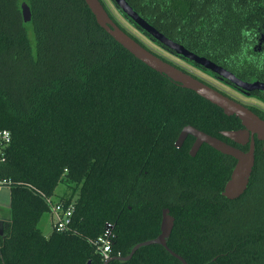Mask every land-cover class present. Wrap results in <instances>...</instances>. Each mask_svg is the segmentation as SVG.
<instances>
[{
  "label": "trees",
  "instance_id": "obj_1",
  "mask_svg": "<svg viewBox=\"0 0 264 264\" xmlns=\"http://www.w3.org/2000/svg\"><path fill=\"white\" fill-rule=\"evenodd\" d=\"M100 1L129 36L198 78L148 47ZM127 2L165 36L228 71L249 62L242 42L257 19L252 0ZM187 126L249 150L221 135L243 128L236 116L136 59L98 25L85 0H0V130L13 138L0 166L12 192L0 264H104L95 241L107 222L116 234L109 264H182L160 245L128 262L114 259L157 238L166 208L175 218L168 247L188 264H264L263 143L256 139L247 191L228 200L222 192L236 160L206 144L192 157V136L176 148ZM60 185L68 194L59 202L74 207L72 231L47 237L40 222Z\"/></svg>",
  "mask_w": 264,
  "mask_h": 264
},
{
  "label": "water",
  "instance_id": "obj_2",
  "mask_svg": "<svg viewBox=\"0 0 264 264\" xmlns=\"http://www.w3.org/2000/svg\"><path fill=\"white\" fill-rule=\"evenodd\" d=\"M112 1L117 9L121 11V14L126 16L142 32L146 33L151 41L164 51L177 58L184 59L194 67H200L216 75V77L221 80L230 82L238 89L248 92L260 91L264 93V83L259 81H254L252 83L245 82L227 69H224L205 57L195 54L187 49L185 45L177 43L165 36L162 32L142 18L127 2V0ZM85 2L94 14L98 25L136 59L143 62L154 71L167 76L183 88L195 92L200 97L209 101L213 105H216L223 110L225 115L229 117L236 116L241 121L243 129L223 131L221 135L237 145H249V150L246 152L192 126H187L182 130L175 144V147L180 149L184 145L187 138L192 136L195 138V142L190 150V155L192 157H195L201 147L206 144L216 151L234 158L236 160V165L231 178L225 185L222 195L228 200H237L241 198L248 189L255 166L256 139L263 143L264 151V120L245 105L229 98L209 84L199 80L168 61H165L161 57L143 47L112 20L100 0H85ZM22 14L24 22L27 25H30L32 14L27 4L22 5ZM174 226L175 218L171 215L170 209H164L162 212L160 235L153 240L137 244L128 256L114 259L122 262H128L141 248L151 245H160L182 264H188L182 256L168 247L167 242L172 234ZM3 233L4 229L2 228L0 235ZM112 260L113 259L105 261L104 264H109Z\"/></svg>",
  "mask_w": 264,
  "mask_h": 264
},
{
  "label": "flooded vegetation",
  "instance_id": "obj_3",
  "mask_svg": "<svg viewBox=\"0 0 264 264\" xmlns=\"http://www.w3.org/2000/svg\"><path fill=\"white\" fill-rule=\"evenodd\" d=\"M252 1H254V3L256 4L255 15H257L256 16L257 19L249 27V31L247 33V40L242 42V44H244V46L247 47L246 55L243 56L242 58H247L249 62L246 64V66L244 65V63H241L236 67H234L235 72H233L232 70L230 71H232L233 74H235L238 78H240L245 82L252 83L254 81H259L264 83V0H252ZM180 59L181 58H179L178 61H180L182 64L181 63H176V64H178L181 68L190 71L192 74L196 75L198 79H201L202 81L208 83L210 86L222 92L229 98L245 105L247 108L251 109L252 111L258 113L260 116L264 117L263 92L244 91L236 88L230 82L221 79H219L221 81L219 82L217 80L209 81L204 77L201 78L199 77L200 74L198 76V72L208 74L210 78H215L216 75L200 67H194L184 59L181 60Z\"/></svg>",
  "mask_w": 264,
  "mask_h": 264
},
{
  "label": "built area",
  "instance_id": "obj_4",
  "mask_svg": "<svg viewBox=\"0 0 264 264\" xmlns=\"http://www.w3.org/2000/svg\"><path fill=\"white\" fill-rule=\"evenodd\" d=\"M12 140L10 130H0V166L7 161L8 150L12 145ZM9 184L10 181L8 179H0V186H9ZM47 202L51 207L50 215L55 219L54 229L58 232L72 231L74 207L72 205L65 207L62 203L51 199H47ZM115 237V225L107 222L103 234L95 241L97 250L101 253L104 261L112 259L111 252Z\"/></svg>",
  "mask_w": 264,
  "mask_h": 264
},
{
  "label": "rangeland",
  "instance_id": "obj_5",
  "mask_svg": "<svg viewBox=\"0 0 264 264\" xmlns=\"http://www.w3.org/2000/svg\"><path fill=\"white\" fill-rule=\"evenodd\" d=\"M104 1H105L106 6L108 7L109 11L112 14H114L120 20V22L124 25V27H126V29L129 30L133 35H135L137 38H140L141 40H143L147 45H149L148 47H150L152 50H154L155 52L160 54L162 57L167 58L168 60H171L174 63H181L180 61H178L179 58H177L173 55L171 56L170 53L168 54V52L164 51L162 48L155 45L154 42L149 41L147 38L142 36L140 34V32H138V30L135 29V27H133L131 24H129V22H127V20H125V18L122 16V14L119 12L117 7L115 6V4L112 3L111 0H104ZM199 74H200V76H199ZM198 76L201 78L204 77L205 79H207L209 81L217 80V81L221 82L219 80V78H217V77L210 78V76L208 74H205L202 72H198ZM65 194L66 195L68 194L66 186L60 185L56 190L54 201L59 202L60 198L62 196H64ZM54 223H55V219L51 215L48 214V215H45L44 217H42V220L40 222V228H41V230L45 236L49 237L51 235V233L53 232V229H54V227H53Z\"/></svg>",
  "mask_w": 264,
  "mask_h": 264
},
{
  "label": "crops",
  "instance_id": "obj_6",
  "mask_svg": "<svg viewBox=\"0 0 264 264\" xmlns=\"http://www.w3.org/2000/svg\"><path fill=\"white\" fill-rule=\"evenodd\" d=\"M12 218V192L9 186H0V232Z\"/></svg>",
  "mask_w": 264,
  "mask_h": 264
}]
</instances>
